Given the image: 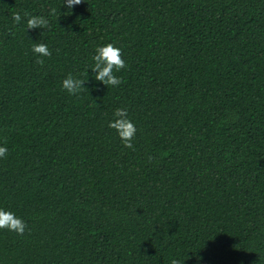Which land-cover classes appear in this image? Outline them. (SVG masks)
Instances as JSON below:
<instances>
[{"label":"trees","instance_id":"1","mask_svg":"<svg viewBox=\"0 0 264 264\" xmlns=\"http://www.w3.org/2000/svg\"><path fill=\"white\" fill-rule=\"evenodd\" d=\"M0 146V264H264V0H0Z\"/></svg>","mask_w":264,"mask_h":264},{"label":"clouds","instance_id":"2","mask_svg":"<svg viewBox=\"0 0 264 264\" xmlns=\"http://www.w3.org/2000/svg\"><path fill=\"white\" fill-rule=\"evenodd\" d=\"M68 9H72L74 5L84 2V0H65ZM55 11V10H53ZM27 15V14H25ZM17 24L22 22V16L16 13L13 17ZM48 25V21L44 17L30 16L27 19V29H44ZM32 51L40 56H50L51 52L45 43H34ZM93 56L94 64L89 70L94 75V81L104 86L111 85L113 87L121 84V79L116 73L126 67L124 59H122V50L114 46L112 43L98 46ZM42 63V61H41ZM88 70V72H89ZM89 81V80H88ZM87 81V82H88ZM85 81L69 74L63 81L62 87L70 94L77 95L84 87ZM113 120L109 121L108 126L117 131L122 143L127 148H132V140L136 133L134 124L127 115V109L117 108L113 113ZM8 152L7 147L0 146V158H4ZM27 225L25 222L13 212L0 208V229H8L18 235H23ZM173 264H179L173 261Z\"/></svg>","mask_w":264,"mask_h":264}]
</instances>
